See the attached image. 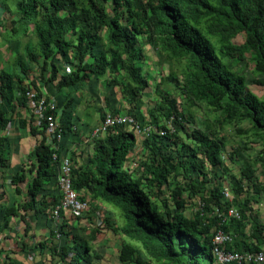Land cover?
<instances>
[{
    "label": "trees",
    "instance_id": "16d2710c",
    "mask_svg": "<svg viewBox=\"0 0 264 264\" xmlns=\"http://www.w3.org/2000/svg\"><path fill=\"white\" fill-rule=\"evenodd\" d=\"M0 13L8 15L12 26L9 36L31 33L37 40L38 52L25 50L36 74L23 65L22 55L16 56L15 63L25 74L23 79L33 74V88H50L56 93L58 109V93L105 77L108 85L120 90L121 102L128 109L123 115L138 122L134 104L142 100L147 89L155 87L142 71L144 44L166 61L184 63L181 86L189 103L183 108L173 94L159 91L162 81L173 80L171 73L155 88L157 101L148 112L147 124L138 122L166 132L163 136L152 132L138 140L131 129L119 125L103 137L91 139L93 152L84 164L73 163L71 179L80 197L88 199L92 207H104V225H95L92 210L75 217H90L94 225L91 235L73 234L71 246H58L57 240L62 239L67 222L74 217L64 214L57 224L51 216L60 203L58 165L52 163L54 152L35 127L28 126V133L41 138L28 163L6 177L11 151L4 131L11 116L18 118L19 108H27L28 86L20 76L1 70L0 107L5 104L8 108L0 109V201L10 185L14 195L24 194V201L18 208L0 202V236L8 228L9 217L20 210L28 218L25 221L22 217L26 232L38 221H48L52 227L37 247L32 246V251H39L38 256L47 254L50 259L58 258L60 264H89L98 229L111 224L106 211L111 209L123 220L113 231L123 239L117 255L121 264H216L212 239L218 230L231 237L223 247L227 252L262 251L264 225L255 220L244 224L243 220L244 211L249 212L251 203L256 204V197L264 194V180L256 177L253 168L244 167L233 185L235 196L224 200L225 187H219L217 174L224 160V137L211 129L190 130L185 124L190 108L202 104L220 113L216 120L220 129L247 121L249 132L264 142V0H0ZM238 35L243 43L235 45L232 41ZM245 52L251 56L253 82L263 90L262 98L249 91L238 70ZM64 64L70 66L68 74H62ZM66 120L59 119L63 137L55 153L68 155L73 162L71 153L62 147ZM138 147L144 160L131 170L127 167L129 155ZM49 186L54 190L45 194ZM164 191L174 202L172 211L167 210V200L157 202ZM184 194L198 197L202 218L183 216ZM229 208H236L239 218L220 224L221 219L210 216L214 209L225 212ZM7 261L16 264L0 250V264Z\"/></svg>",
    "mask_w": 264,
    "mask_h": 264
},
{
    "label": "rangeland",
    "instance_id": "374dc122",
    "mask_svg": "<svg viewBox=\"0 0 264 264\" xmlns=\"http://www.w3.org/2000/svg\"><path fill=\"white\" fill-rule=\"evenodd\" d=\"M0 19V68L15 75L19 71L21 74L20 78L24 80L23 85L32 87L31 85L29 86V84L32 83L30 82V78L26 80L23 79L25 74L23 75V73H21L16 66L15 61H17L16 56L22 55L23 65L26 66L27 69L29 68L30 70H33V66H31L26 57L25 50L31 49L34 52H38L39 47L37 45V40L31 33H28L25 36L22 32H18L13 36H9L11 34L10 30L12 26L9 22L8 15H1L0 13ZM17 29L20 30V27H17ZM232 42L235 45H240L243 43V38L238 35ZM142 50L146 59V61L141 63L142 71L155 87L147 89L143 94L142 100L134 104L133 115L138 122L147 124L148 112L152 110L153 105L157 101L155 88L164 76L173 73L174 78L171 82H167L166 80L162 81L161 85H159V91L164 90L173 94L183 108H187L189 103L186 102V98L182 93L183 86H181L184 63L166 61L163 58H160L157 51L147 44L142 46ZM252 67L251 56L245 52L244 60L238 64V70L244 77L249 91L253 92L259 98H262L263 90L253 82ZM19 95L20 93L18 96ZM58 95H60L59 98L61 101L59 104L61 119H71L73 124L81 129L90 125L91 127H93L92 125H97L103 114L109 113L123 115L127 113L125 110H128L125 109L121 102L119 88L108 85L105 77L100 81L92 80L80 88L69 89L62 93H58ZM7 108L8 106L5 104H2L0 107L2 110ZM8 114L10 113L8 112ZM26 115H28L29 120L32 121V113L30 112ZM218 118H221L219 112H213L202 104L197 106L194 105L190 108V111L186 113L187 122L185 125L186 128L190 130L199 129L201 131H207L208 129H211L224 137V160L222 161V167L217 171V174L220 176L219 187L227 188L233 199L235 196L233 185L240 179V169L251 167L255 170L256 177L261 182L264 180V142L257 139L249 132L250 125L247 121L239 122L233 126L228 124L222 125V129H220L219 124L216 121ZM158 120L162 121V119L159 118L157 121ZM132 156L133 158L130 165L144 160L139 147L136 148V151ZM242 185L245 186V183L243 182ZM183 198L185 200L181 210L183 216L187 218L199 216L202 218L203 215L198 207V197L189 198L184 194ZM256 198L257 203H251V210L249 212L244 211L246 217L245 220H243L244 224L246 220H255L264 225V194ZM162 199L167 200V210L172 211L175 209L174 202L168 191H164V194L157 202L160 203ZM241 208L243 209L242 206L240 209ZM112 212L113 220H111V224H108L109 226H106L103 230L98 229L99 233L95 235V239L92 242L93 248L90 252L92 260L89 264H121L117 259V251L121 245L122 239L120 236H116L113 233L114 226L120 224V219L115 210ZM72 220L75 224L72 225L71 223L69 227L64 230L62 239L57 240L58 246H63L65 243H69L71 246V238L73 234L86 236L88 234L87 232H91L94 229L90 217H85L82 220L72 218ZM94 221L95 218H93V222ZM248 231L249 227L247 225L244 229L245 234H247ZM90 235L91 234L88 236ZM9 245V241L3 243L0 246V250L4 253L8 252ZM261 249L264 252V245L261 246ZM142 254L144 255V259L148 260L143 251L141 255ZM30 257H32V255H30ZM97 257H99V259H97ZM36 261L37 263L35 264H60L58 258L50 259V256L47 254L42 258H39V256L36 257L34 262ZM6 263L9 264L10 261H7ZM150 264L158 263L151 261Z\"/></svg>",
    "mask_w": 264,
    "mask_h": 264
},
{
    "label": "built area",
    "instance_id": "2783aa9c",
    "mask_svg": "<svg viewBox=\"0 0 264 264\" xmlns=\"http://www.w3.org/2000/svg\"><path fill=\"white\" fill-rule=\"evenodd\" d=\"M69 72L70 66L64 64L62 66V74H68ZM30 85L31 83L29 86ZM25 90V97L27 100V108L25 110H27L28 113H32L34 127L43 134L45 145L54 152L51 155L52 163L58 165L57 188L60 195V203L52 210V218L59 224L64 214L71 215L75 218L82 217L92 210L94 212L95 225L97 227H102L105 218L104 207L101 205L92 207L88 199L79 196L72 185L71 173L72 167L74 166L73 162L68 155L58 156L55 153L59 150L63 137L59 125V109L57 108V102L55 100L56 93L50 88L45 90L40 87H27ZM119 125L131 129L139 140L148 137L152 132H156L159 136H163L166 133L154 126L141 125L128 115L105 114L100 123L92 128L90 138L96 139L103 137L111 127ZM167 127L171 130V125L169 123ZM9 183L10 182L7 181V184ZM222 195L223 199L226 201L232 199L227 188L222 190ZM210 216H216L221 219L220 224L227 219L239 218L238 212L234 208H229L225 212L214 209V211L210 213ZM212 242L214 246L213 256L216 264H264V253L262 251L257 253L244 252L241 254L225 251L223 247L231 242V237L222 230H218L214 234Z\"/></svg>",
    "mask_w": 264,
    "mask_h": 264
},
{
    "label": "crops",
    "instance_id": "0c3cea01",
    "mask_svg": "<svg viewBox=\"0 0 264 264\" xmlns=\"http://www.w3.org/2000/svg\"><path fill=\"white\" fill-rule=\"evenodd\" d=\"M0 70H4V69L0 68ZM32 73L36 74V69L33 70ZM33 74L30 75L31 82L34 81ZM16 75L21 76L19 71L16 73ZM18 112H19L18 115L19 117L16 118L15 115H12L11 116L12 121L8 125L7 129L4 131V136H6L9 141L10 151H11L9 157L10 168L6 172V177H10L12 174L19 171L23 165L28 163L27 161L29 158V154L34 149V147L37 146L41 138L39 135L32 136L31 134L28 133V126L34 127L33 120L30 121L28 115H26L28 111L19 108ZM59 117L61 118V115ZM66 125H67V129L65 130L64 140L62 144L63 151L71 153L73 163H75L74 165L84 164L93 152L92 140L90 138V134L92 128H94L97 125H92L93 127H91L90 125L87 127H83L81 129L78 126L74 125L71 119L66 120ZM135 151L136 148L129 155V159L127 162V167L131 170L136 168L138 164V162H136V164L134 163L133 165H130L131 160L133 158L132 154H134ZM53 190L54 188L49 186L47 190L44 192L46 194V192ZM4 191L5 194L3 195L2 200L0 201L2 204L13 205L15 206V208H18L19 203L24 201L22 198L24 197V194L22 193L18 196L14 195L13 187L11 185L6 187ZM106 211L108 214L107 222L110 223L111 220H113V212H112L113 210L106 209ZM1 214H3V212ZM118 216L120 219L119 225H121L123 220L119 214ZM22 217H25L24 218L25 221L28 220V218L24 216V212L22 211L20 212V210L16 212L14 216L9 217L8 228L3 232L2 236H0V246L3 243H7L8 241L10 245L8 248V252L6 253L2 252V254L3 255L7 254L8 257L16 264H24V263L35 264L37 263V261L36 262L34 261L36 257H38L39 251L36 250L32 251L31 249L33 247H37L36 244L47 237L49 230L52 229V227L51 228L49 227L48 221H38L35 224V226L31 224V226H33L34 229H29V231L26 232L25 225L22 222ZM71 223L72 225L75 224V222L70 219V221L67 222V224L70 225ZM87 233L88 234L86 236L91 234L90 232ZM30 255H32V257H30ZM117 255H118V251H117ZM39 258L41 257L39 256Z\"/></svg>",
    "mask_w": 264,
    "mask_h": 264
},
{
    "label": "clouds",
    "instance_id": "9594fccd",
    "mask_svg": "<svg viewBox=\"0 0 264 264\" xmlns=\"http://www.w3.org/2000/svg\"><path fill=\"white\" fill-rule=\"evenodd\" d=\"M116 115H120V114H116Z\"/></svg>",
    "mask_w": 264,
    "mask_h": 264
}]
</instances>
